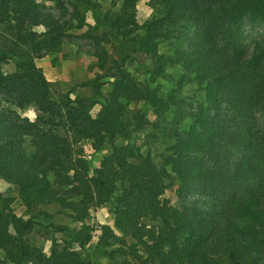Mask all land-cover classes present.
Here are the masks:
<instances>
[{
	"label": "trees",
	"instance_id": "16d2710c",
	"mask_svg": "<svg viewBox=\"0 0 264 264\" xmlns=\"http://www.w3.org/2000/svg\"><path fill=\"white\" fill-rule=\"evenodd\" d=\"M102 1L69 0L70 12L57 0L61 15L43 0H0V179L18 188L31 215L19 216L0 192V264H95L93 252L117 260L111 264H264V33L244 28L248 20L264 28V0H152L159 13L143 22L135 11L142 0L105 12ZM81 7L121 42L122 61L143 52L158 76L179 65L203 94L185 104L177 100L185 78L167 94L138 83L101 48L112 89L102 92L100 75L86 84L91 97L53 96L35 59L84 26ZM125 101H145L158 116L153 127L167 142L161 162L128 131ZM31 105L34 120L18 112ZM135 121L141 131L146 112ZM120 137L131 143H116ZM84 141L94 155L109 150L87 157L77 148ZM175 179L181 207L163 198ZM105 203L115 209V229L101 226L89 251L88 227L54 226L64 243L48 255L30 242L39 207L59 204L82 221Z\"/></svg>",
	"mask_w": 264,
	"mask_h": 264
},
{
	"label": "rangeland",
	"instance_id": "374dc122",
	"mask_svg": "<svg viewBox=\"0 0 264 264\" xmlns=\"http://www.w3.org/2000/svg\"><path fill=\"white\" fill-rule=\"evenodd\" d=\"M43 1L49 11L63 14L62 7L58 4L57 0ZM62 1L63 6L72 12L73 7L69 0ZM122 6V0H103L101 2V10L103 12L107 10L115 11ZM157 9L152 0H142L137 4L135 11L138 20L143 22L158 15ZM80 11L86 16L84 26L76 27L75 25H77L78 20H74L75 27L68 31L70 37L64 39L65 41L61 49L51 52L42 58L35 59L37 66L43 70L47 80L54 83L53 96L58 97L69 94L72 99L91 97L93 95V88L86 84L100 75H103L100 77L102 92L104 94L108 93L113 87L114 77L105 75V71L99 67L97 51L101 48L108 54V64H111L112 60H119L122 64L121 69L127 72L138 83L144 84L150 82L154 86H160L161 92L167 94L169 89L178 88L179 80L185 78L184 82L181 83V87L178 88L179 96H177V100H183L185 104L193 103L190 99L198 100L203 94L201 86L195 81L193 76L191 74L186 75L179 65L167 64L165 69L168 76H158L152 73L153 59L143 52L132 53L131 57L122 61L121 42L110 33H106L105 25L97 19L92 11H86L82 7ZM244 28L246 34L258 35L264 33L263 25L257 21L248 20ZM2 66L7 72L13 70V65L10 63H2ZM125 102H127V105L124 120L128 131H132L134 135L139 134L137 146L141 149L142 153L146 154L150 151L155 156L156 161L161 162L166 155L167 142L166 140L165 142L162 140L159 129L157 131L153 127V124L158 121V116L145 101ZM140 111H145L149 120V123L141 131L135 129L137 124L135 117ZM18 112L22 117H27L30 120H34L38 114L37 108L33 105L23 110L18 109ZM161 122L162 124L160 125L163 126L165 122ZM116 143L128 144L131 143V140L126 137H120ZM26 145L29 151H32L29 138H27ZM79 147L83 148V152L87 157L94 156L95 159L109 150L108 145L100 154L94 155L90 141L78 144L77 148ZM178 186V181L176 179L173 180L169 189L164 193L163 198L169 200L173 205L181 207V199L177 193ZM0 192L12 198V207L19 216L24 218L31 216L22 202L16 186L0 179ZM40 209L48 214L44 216L39 215ZM249 210V208L246 209V211ZM32 215L35 217H33L34 228L30 234V242L40 247L47 255L50 253L52 247L64 243L63 234L55 231L54 226H65L74 230L88 227L92 234L90 243L85 246L88 251L90 250V244L97 241L101 226L108 225L115 229V209L110 203L93 206L89 210L87 217L82 221L73 220L71 211L62 208L59 204L43 205ZM92 254L95 264H111L117 261L110 259L103 253L93 252Z\"/></svg>",
	"mask_w": 264,
	"mask_h": 264
}]
</instances>
